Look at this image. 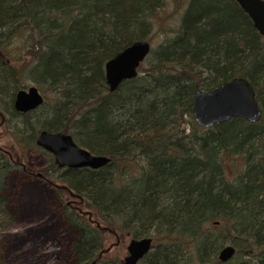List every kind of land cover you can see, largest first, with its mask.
Listing matches in <instances>:
<instances>
[{
    "label": "trees",
    "instance_id": "1",
    "mask_svg": "<svg viewBox=\"0 0 264 264\" xmlns=\"http://www.w3.org/2000/svg\"><path fill=\"white\" fill-rule=\"evenodd\" d=\"M164 2L0 0V50L10 47L0 92L12 88L10 112L23 118L18 141L28 148L40 130H61L111 157L98 168H58L49 154L47 166L108 226L152 236L137 264H264V36L249 15L235 0H185L175 34L151 49L137 75L112 92L105 84L106 59L146 38ZM235 75L256 91L257 122L197 125L194 89ZM24 77L44 102L18 114L13 99ZM184 115L186 133L175 125ZM12 166L0 150V234L13 222L1 193ZM63 210L77 231L73 264H116L100 263L107 230L66 202ZM224 237L236 250L222 262Z\"/></svg>",
    "mask_w": 264,
    "mask_h": 264
},
{
    "label": "rangeland",
    "instance_id": "2",
    "mask_svg": "<svg viewBox=\"0 0 264 264\" xmlns=\"http://www.w3.org/2000/svg\"><path fill=\"white\" fill-rule=\"evenodd\" d=\"M184 1L165 0L162 8L156 10L153 23L146 31V38L143 37L150 41L152 48L175 34ZM1 42L3 44L6 41L3 39ZM4 48L0 50V68L6 63ZM11 52L13 53L12 49ZM14 55L17 57L18 52H14ZM33 84L24 77L16 86L23 89ZM12 92V88L0 92V112L5 118V122L0 124V148L9 153L13 160L1 192L13 222L0 234V264H73L72 240L77 231L69 227L63 210L64 203L70 200L72 203V198L65 190L57 188L63 182L58 177L57 170L48 169V152L35 144L26 148L18 141L15 132L23 129V118L15 117L10 112ZM49 96L47 100L51 102ZM49 106L47 104L45 108ZM40 114L41 111L36 113ZM184 118V121L175 125L186 133L190 130L187 121L189 116L184 115ZM45 168L48 173L44 171ZM40 172H45V179L37 177ZM77 203L79 204H75L83 211L82 215H87V211H90L93 224L97 221L100 226L110 227L99 219L90 206ZM130 237L131 234L125 231L113 233L107 230L103 239V253L99 255L100 263L114 260L116 264H121L122 258L127 254L126 245ZM219 239L223 241L222 244L229 242L225 237Z\"/></svg>",
    "mask_w": 264,
    "mask_h": 264
},
{
    "label": "water",
    "instance_id": "3",
    "mask_svg": "<svg viewBox=\"0 0 264 264\" xmlns=\"http://www.w3.org/2000/svg\"><path fill=\"white\" fill-rule=\"evenodd\" d=\"M235 1L249 15L258 33L264 36V0ZM151 49L148 39H133L131 43L111 54L103 64L108 91L112 92L117 89L124 79L134 78ZM255 93L251 82L240 75L222 80L211 89L205 90L197 87L192 93L191 116L201 127H211L213 124L224 122L234 116L242 117L249 122H257L261 113ZM43 102L40 90L35 85H31L15 92L13 107L17 113L24 114L40 107ZM0 115H2L1 112ZM34 144L51 153L53 162L58 168L86 166L93 169L106 165L111 159L107 154L92 153L88 148L77 143L71 133L61 130H40L36 134ZM61 186L69 190L64 184L59 187ZM70 195L81 198L73 191H70ZM88 214L90 211H87ZM94 225L116 233L110 227L100 226L97 221ZM152 244V236L130 237L126 245L127 254L122 258L121 264H137L150 251ZM235 250V246L231 243L224 244L218 249L216 258L222 262L228 261ZM99 252L98 255L102 253V250ZM95 261L93 259L88 264H94Z\"/></svg>",
    "mask_w": 264,
    "mask_h": 264
},
{
    "label": "flooded vegetation",
    "instance_id": "4",
    "mask_svg": "<svg viewBox=\"0 0 264 264\" xmlns=\"http://www.w3.org/2000/svg\"><path fill=\"white\" fill-rule=\"evenodd\" d=\"M41 92V91H40ZM42 93V92H41ZM43 95V94H42ZM43 99H44V97H43ZM27 113V112H26ZM26 113H24V114H26ZM2 114V113H1ZM19 114V113H18ZM1 118H3V119H1ZM2 120V121H1ZM5 122V118H4V116H3V114L2 115H0V124H3ZM0 150L5 154V155H7L8 157H9V160L10 161H13V160H11V156L9 155V153H7L6 151H3L1 148H0ZM48 154H50L51 155V153H48ZM50 155H49V157H50ZM50 159V158H49ZM49 159H48V162H49ZM52 159H53V155H52ZM54 163V162H53ZM48 165V164H47ZM56 166V165H55ZM48 167V166H47ZM48 169H51V168H48ZM48 169H46L45 168V170L44 171H46L47 173H48ZM53 170H55V169H53ZM46 173V174H47ZM37 177L39 178V179H45L46 177H45V172H40V173H38L37 174ZM57 188H63L62 186L61 187H59V186H57ZM64 190H66L67 191V193L70 195V191L69 190H67L66 188H63ZM70 198H72V203H71V200L70 201H68V202H66L68 205H69V207H71V208H75V209H77L81 214L83 213V211H82V209H80L79 208V206H77L76 204H79V203H77V201L78 202H80L81 203V201H82V199L81 198H78L77 196H72V195H70ZM76 203V204H75ZM87 216V218L88 219H91L90 218V214H88V215H86ZM91 221H92V219H91Z\"/></svg>",
    "mask_w": 264,
    "mask_h": 264
}]
</instances>
